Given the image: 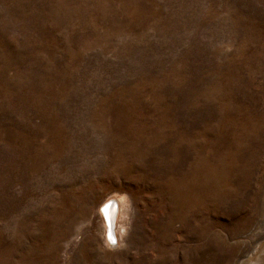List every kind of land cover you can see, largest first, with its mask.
<instances>
[{"label":"rangeland","instance_id":"obj_1","mask_svg":"<svg viewBox=\"0 0 264 264\" xmlns=\"http://www.w3.org/2000/svg\"><path fill=\"white\" fill-rule=\"evenodd\" d=\"M262 237L264 0H0V264H248Z\"/></svg>","mask_w":264,"mask_h":264},{"label":"bare ground","instance_id":"obj_2","mask_svg":"<svg viewBox=\"0 0 264 264\" xmlns=\"http://www.w3.org/2000/svg\"><path fill=\"white\" fill-rule=\"evenodd\" d=\"M119 203L117 200L111 199L103 205L101 213L106 221V228L108 229V236L111 239V233L116 237V224L119 217ZM253 250V249H252ZM249 259L248 264H264V237H262L255 248L247 255ZM244 259V258H243Z\"/></svg>","mask_w":264,"mask_h":264},{"label":"built area","instance_id":"obj_3","mask_svg":"<svg viewBox=\"0 0 264 264\" xmlns=\"http://www.w3.org/2000/svg\"><path fill=\"white\" fill-rule=\"evenodd\" d=\"M117 239H116V237H115V235H113V237H111V239H110V244L111 245H115L116 244V241Z\"/></svg>","mask_w":264,"mask_h":264},{"label":"water","instance_id":"obj_4","mask_svg":"<svg viewBox=\"0 0 264 264\" xmlns=\"http://www.w3.org/2000/svg\"><path fill=\"white\" fill-rule=\"evenodd\" d=\"M110 235H111V237H113V234L112 233Z\"/></svg>","mask_w":264,"mask_h":264}]
</instances>
